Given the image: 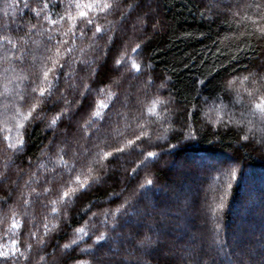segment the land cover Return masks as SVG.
<instances>
[{"label": "trees", "instance_id": "1", "mask_svg": "<svg viewBox=\"0 0 264 264\" xmlns=\"http://www.w3.org/2000/svg\"><path fill=\"white\" fill-rule=\"evenodd\" d=\"M92 2L48 0L44 9L45 0H0V37L17 44L0 49L13 58L0 61V91L9 89L0 103L13 105L23 94L24 111L36 103L31 88L46 86V49L55 53L57 39L72 43L63 34L74 21L59 16L98 17L91 26L78 25L90 30L83 38L77 32L76 50L65 57L64 72L72 75L59 77L43 118L27 126L23 148L14 152L0 142V244L11 248L16 239L22 253L0 264H264V120L247 111L264 96V0H112L107 13L89 11ZM97 25L107 30L93 38ZM121 55L127 63L118 68ZM250 74L255 79L236 85L243 101L237 103L227 82ZM85 85L91 91L81 97ZM109 85L118 100L103 122L86 129L97 101L107 100L99 90ZM62 92L72 104L50 129L64 108L63 101L54 103ZM153 100L165 101L159 119L145 112ZM138 123L147 125L150 139L96 165L92 176L100 182L71 202L52 204L70 179L87 176L100 148L114 151L134 139ZM149 151L158 155L145 161ZM61 158L75 171L60 166ZM148 179L153 183L141 188ZM14 221L21 225L15 236L9 233ZM86 221L89 236L65 250ZM45 224L58 227L45 236ZM101 233L107 238L96 243Z\"/></svg>", "mask_w": 264, "mask_h": 264}, {"label": "snow or ice", "instance_id": "2", "mask_svg": "<svg viewBox=\"0 0 264 264\" xmlns=\"http://www.w3.org/2000/svg\"><path fill=\"white\" fill-rule=\"evenodd\" d=\"M77 8H80V4L75 5ZM85 7L88 8L89 11H91L93 8H99V12L101 13H107L112 8V0H93V2L89 5H86ZM48 8V0H45L44 3V9ZM44 9H41L36 13L37 16H40L41 13L44 11ZM59 15V14H57ZM98 17L97 16H89L88 12L80 11L78 16H72L71 13H69L67 16H59V20H71L74 21L72 24V27L69 28L67 32H65L63 35L64 37H70L72 43L70 44L69 39H57L55 45L56 51L55 53L52 52L51 48H47L46 51L48 53V56L45 59L44 66L42 69V80L41 84L46 86H39V91H37V87H32L31 91L33 94H35L32 98L36 100V103L31 104L27 108V111H24L25 104L27 103L25 95L20 94L19 95V101H17L13 105H3L0 103V142H3L8 149H11L12 151H19L23 148L25 144L24 135L27 129V126L33 121L43 118V109L42 105L46 104L52 96L55 94V91L59 84V77L64 76V78L67 80L68 77L72 75V73H65L64 69L68 64V60L65 59L67 56H71V54L76 50L75 46V40L77 39V32L79 33V36L83 38L86 35V31L90 30V28L87 27H79V24H85L86 26H91L94 24ZM45 19H49L48 17H45ZM50 22L52 24H56L58 21L55 19H51ZM107 26H105L104 29H102L99 25L95 27V32L93 33V38L97 36V34H100L102 32H106ZM262 35H264V29H261ZM54 39V34L48 36V41L51 42ZM111 37H109V40L111 41ZM10 45L11 49H16L17 44L13 42L11 39L6 37H0V49H5V51H9L10 49H6L5 45ZM67 46V47H65ZM140 45H137L136 48H133L132 51L135 53L138 51ZM61 51L64 52V56H61ZM81 51H85L84 49H81ZM24 55L16 56V60H23ZM13 58L11 56L6 55H0V61H11ZM64 60L63 63H61V60ZM82 63H86L85 61H81ZM127 63V58L125 55H121L119 58L116 59L115 64L119 68L122 64ZM131 68L135 70L137 73L141 70V65L133 62L131 64ZM12 71H15V69H11ZM9 69H4L3 73H7ZM95 69H93V75L95 74ZM27 79V77H24ZM255 79L251 74L244 77H233L227 82V89L236 91L237 93V103H243V101L240 99V90L236 88V85L239 84L241 86H245L248 84L251 80ZM260 80H264V77H260ZM11 83V81H9ZM201 83H203L201 81ZM33 84H35V81H33ZM3 90L0 91V97H6L9 94V89L7 85H3ZM70 88L75 89L77 85L75 83H72L69 85ZM91 89L88 85L84 86V91L80 93L81 97H84L87 95L88 92H90ZM101 94L107 95V100L100 99L95 104L90 118L86 121V129L91 128L93 124H99L100 122H103L105 118L108 116V109L113 105V102L118 100V93H115L111 91V86H106L105 88H101L100 90ZM260 89H256V92H259ZM247 95L249 97H253L255 95L254 92H248ZM63 101L64 108L61 109L59 113H57L55 116L51 118V120L48 123V128L55 129L58 122L62 119L63 116H65L68 111L70 110V106L72 104V101L68 100L67 95L65 93H61L60 98L57 99L54 103H60ZM77 105L81 103V101L76 102ZM165 104V101L163 100H153L151 101V106L146 107L145 112L149 117L157 116V108L159 105ZM39 109V111H38ZM247 111L250 114H259L260 119L264 120V96L259 97L258 101L253 103L250 108L247 109ZM11 113V115H9ZM125 120H127V116L124 117ZM139 119V118H138ZM157 119L159 117L157 116ZM231 119V118H230ZM11 124V127H7V125ZM126 128L131 127V124H126ZM137 128L140 129L139 134L135 135L134 139H127V142L125 144H122L120 147H117L114 149V151H104L103 148H100L99 151H97L94 156L95 159L90 163L88 167V174L87 176L81 180V176H84L85 174L81 172L80 174H77L74 179H70L69 181V187L67 191H64L60 197L59 201L53 200L52 204L56 205L57 203H66L71 202V200L74 198L75 194L78 192H83L88 190L92 184H98L100 182V177L98 176H92L93 171L95 170L96 165L105 166L104 161H107L110 157H113L116 153H124L129 149H132L134 146L136 148H139L140 146L137 144V141L147 140L150 139V133L147 131V125L145 123H138ZM96 131H99V128L96 129ZM15 134V135H14ZM243 139H247V136L242 137ZM111 145L105 144V147H110ZM143 155V153H141ZM158 153L155 152H147V155L144 157L145 161L148 159H154ZM143 163V161L141 162ZM60 166L64 167L68 170V172L75 171L74 166H70L66 161L61 158L60 160ZM139 167V165H137ZM136 169H133V172H135ZM153 181L151 179H148L145 184H141V188H145L148 185H151ZM35 191V189H33ZM50 189L45 188L44 193H48ZM27 203V201H25ZM123 207V206H121ZM52 213L56 214L58 212V209L56 207L52 208ZM120 211V209L116 210V213H108L105 212L104 216L105 219L101 221L102 224H107V218L108 216H113ZM95 215V214H93ZM91 220V217H90ZM88 224V221L85 222V226H81L75 229V237L70 241V243H66L63 248L65 250L72 248L74 245H78V243L84 239V237L89 236V232L86 230V226ZM21 225L18 221H14L9 228V233L13 236L16 235V231L20 229ZM58 225H52L49 227L48 224L44 225L45 232L44 235L47 236L49 232H51L53 229L57 228ZM16 230V231H14ZM36 234L33 233V237L35 238ZM106 235L104 233H101L96 238V243H99L101 241H104L106 239ZM41 242H43L41 240ZM0 260L7 261L10 257L16 258L18 254L22 255L19 251L18 247V241L16 239H13L11 241V248L7 247L4 244H0ZM82 252H87V249H81ZM27 259V257H25ZM78 264H86L85 261H78Z\"/></svg>", "mask_w": 264, "mask_h": 264}]
</instances>
